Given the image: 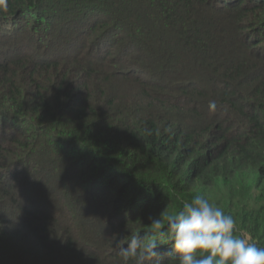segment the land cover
Here are the masks:
<instances>
[{
  "label": "trees",
  "instance_id": "obj_1",
  "mask_svg": "<svg viewBox=\"0 0 264 264\" xmlns=\"http://www.w3.org/2000/svg\"><path fill=\"white\" fill-rule=\"evenodd\" d=\"M197 193L264 247V0H0V264H123Z\"/></svg>",
  "mask_w": 264,
  "mask_h": 264
},
{
  "label": "clouds",
  "instance_id": "obj_2",
  "mask_svg": "<svg viewBox=\"0 0 264 264\" xmlns=\"http://www.w3.org/2000/svg\"><path fill=\"white\" fill-rule=\"evenodd\" d=\"M150 220L148 231L114 240L123 264H161L164 254L158 249L165 240L171 243L167 254L177 256L178 264H264V247L237 235L235 218L205 194Z\"/></svg>",
  "mask_w": 264,
  "mask_h": 264
},
{
  "label": "rangeland",
  "instance_id": "obj_3",
  "mask_svg": "<svg viewBox=\"0 0 264 264\" xmlns=\"http://www.w3.org/2000/svg\"><path fill=\"white\" fill-rule=\"evenodd\" d=\"M245 237H247V238H250L248 235H247V236H245Z\"/></svg>",
  "mask_w": 264,
  "mask_h": 264
}]
</instances>
